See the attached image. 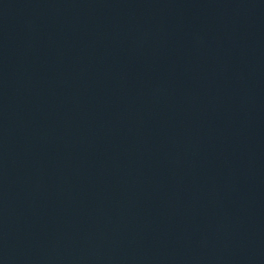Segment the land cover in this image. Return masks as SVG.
<instances>
[{
  "label": "water",
  "instance_id": "1",
  "mask_svg": "<svg viewBox=\"0 0 264 264\" xmlns=\"http://www.w3.org/2000/svg\"><path fill=\"white\" fill-rule=\"evenodd\" d=\"M0 264H264V0H0Z\"/></svg>",
  "mask_w": 264,
  "mask_h": 264
}]
</instances>
